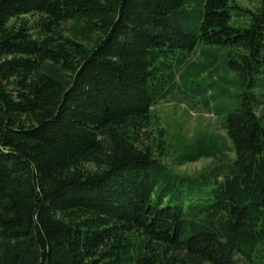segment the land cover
Instances as JSON below:
<instances>
[{
    "label": "trees",
    "instance_id": "16d2710c",
    "mask_svg": "<svg viewBox=\"0 0 264 264\" xmlns=\"http://www.w3.org/2000/svg\"><path fill=\"white\" fill-rule=\"evenodd\" d=\"M248 1L0 0V264H264V0ZM171 92L225 137L172 151L155 115Z\"/></svg>",
    "mask_w": 264,
    "mask_h": 264
},
{
    "label": "rangeland",
    "instance_id": "374dc122",
    "mask_svg": "<svg viewBox=\"0 0 264 264\" xmlns=\"http://www.w3.org/2000/svg\"><path fill=\"white\" fill-rule=\"evenodd\" d=\"M236 1L249 9L254 7V3L248 0ZM190 60L199 61L196 56H191ZM212 80L216 81L217 76L213 74ZM155 115L159 120V126L166 131L167 138L171 141L172 151L176 148L178 140L181 139L189 144L195 135L207 134L219 139L225 137L219 117L207 113L196 100H190L179 92H171L167 96V102L162 101L155 106ZM225 145L227 148L224 149V153L231 157L229 144L226 142ZM166 162L171 164L172 160ZM172 166L177 174L193 176L211 168L213 162L212 159L202 158L193 163H186L181 166L174 164Z\"/></svg>",
    "mask_w": 264,
    "mask_h": 264
}]
</instances>
